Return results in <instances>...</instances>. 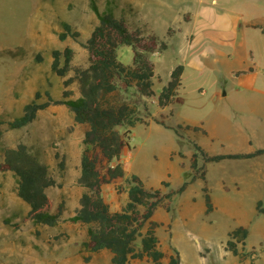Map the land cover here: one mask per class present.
I'll list each match as a JSON object with an SVG mask.
<instances>
[{
	"label": "rangeland",
	"instance_id": "1",
	"mask_svg": "<svg viewBox=\"0 0 264 264\" xmlns=\"http://www.w3.org/2000/svg\"><path fill=\"white\" fill-rule=\"evenodd\" d=\"M97 1L103 10L108 0ZM115 1H118L117 15L125 12L132 28L141 27L138 15L127 9L136 0ZM187 1L139 0L136 3L139 12L145 17L141 22H146L149 30L168 44L167 50L161 54L156 52L150 55L156 72L154 90L157 95L170 80L174 68L182 64L185 42L180 14L187 9ZM62 22L72 25L81 33L82 42H86L98 24V19L89 6V0H0V119L7 122L20 116L24 106L35 99L37 92L42 95L38 102L47 100L46 91L55 100L62 99L64 82L68 79H73L68 87L73 91L72 98L80 96L75 69L88 67L89 53L81 43L70 38L60 41ZM169 28L176 30L173 37L167 36ZM66 47L73 49L74 58L71 71L61 78L52 72V53ZM20 48L24 50L23 56L12 58L7 54L8 51L19 53ZM118 54L122 62L132 64L133 53L130 47H121ZM38 56L41 62L37 60ZM212 66L218 67L213 58L207 60V67ZM221 86H231V82L222 74H195L188 71L179 94L185 99L184 104H174L167 112H162L158 107L156 97H140L133 89L122 94L125 99L136 103L140 116L151 114L148 117L150 125L137 124L132 129L129 147L122 154L120 161L124 164L126 177L136 174L148 188H157L161 180L167 179L173 189L191 179L196 174L191 169L194 148L189 144L187 130L182 128L183 125L191 124L189 120L198 117V111L203 105L209 107L211 94ZM199 87H203L207 93L198 95ZM145 104L148 111H145ZM171 111L174 113L172 116ZM153 119L165 121L177 129L183 138L174 130L156 124ZM226 126L227 132L224 135H229L228 131H232V128L229 122ZM3 130L0 148L24 143L34 150H40L41 160L49 166L58 184L49 188L47 193L53 201L54 210L64 202L65 212L57 227L34 225L28 219L29 206L17 195L16 177L11 172L0 171V264H111L112 255L109 251H84L82 243L87 237L88 226L70 221L80 206L84 192L79 178L87 126L77 124L67 106L53 105L40 112L30 125L19 130H9L4 125ZM120 131L124 132L125 129L120 128ZM252 141L253 147L264 148L263 130H255ZM197 142L201 143L202 139L198 137ZM229 143H234V140L226 139L222 144L224 149L230 150ZM237 145L245 147L242 142ZM57 152L64 157L65 170L59 167L61 160L56 158ZM172 152H182L183 160L176 158L175 153L173 156ZM94 155L101 176L106 177L108 168L116 164V161L110 163L99 151H95ZM2 160L0 152V162ZM217 165H204L207 185L215 205L213 213H204L205 202L201 191L203 181L200 179L192 183L184 194L173 199L170 204L172 211H167L168 205L157 210L153 219L160 224L157 236L160 250L166 255L164 264H168L170 256L175 255L174 249L180 253V264H264V215L258 214L256 210L257 196L223 194L219 187V181L226 175L243 174L252 168L237 164L224 168ZM126 177L102 186L103 195L114 212L120 211L128 201ZM161 188L164 192L169 190L163 186ZM8 218L20 227L14 229L6 225L4 220ZM238 226L250 229L245 246L239 244L238 248L246 252L255 248L257 254L253 260L248 258L240 262L237 256L226 250L228 233ZM145 231L146 228L143 233ZM57 236L60 238L56 239ZM139 247L140 238L137 241ZM87 256H91L89 262H85ZM149 262L148 259L132 260L134 264Z\"/></svg>",
	"mask_w": 264,
	"mask_h": 264
},
{
	"label": "trees",
	"instance_id": "2",
	"mask_svg": "<svg viewBox=\"0 0 264 264\" xmlns=\"http://www.w3.org/2000/svg\"><path fill=\"white\" fill-rule=\"evenodd\" d=\"M89 6L95 13L98 24L86 42H82L81 33L67 22L61 23L62 32L59 34L60 41L70 38L81 43L89 53L88 67L75 69L80 96L72 98L73 91L68 89L73 79L64 82L62 99L55 100L51 93L46 91L47 100L38 102L42 95L37 92L35 99L24 106L20 116L7 122L0 119V141L4 135V125H7L9 130H19L32 124L39 113L49 107L67 106L73 113L75 122L87 126L79 178V184L84 192L79 208L70 218L73 223L88 226L82 248L88 253L109 251L112 255L111 264H134L132 260L144 259L150 261L147 264H164L166 255L160 250L157 236L160 224L153 219L157 210L168 205L167 211H172L170 204L173 199L182 195L199 176L205 182L202 188L205 214L209 215L214 211L210 191L206 185L205 168L199 166L198 159L209 163L225 159L253 158L264 155V149L251 154L211 156L197 143L191 141L189 143L195 150L191 168L196 174L177 189L170 188L169 182H163L162 186L169 189L167 192L161 188H148L136 174L126 177L124 164L120 161L122 154L129 147L132 129L137 124L150 125L148 117L151 114L146 117L140 116L136 103L125 99L122 94L133 89L140 97H156L157 105L161 109L172 104H181L184 100L179 96V89L184 66L178 65L174 68L169 82L157 95L154 90L155 67L150 61V55L162 53L167 50L168 45L157 35L150 33L146 27L132 28L125 12L117 15L118 1L108 0L103 10L97 0H89ZM123 46L132 50L131 65L119 59L118 51ZM7 54L16 58L23 56L24 50L20 48L19 53L8 51ZM52 57V72L61 78L66 77L72 69L73 49L66 47L64 50H54ZM37 60L42 61L40 56ZM145 111H148L146 104ZM153 121L166 129H173L180 138H183L177 129L170 127L165 121L158 119ZM120 128H124L125 131H120ZM93 151H99L110 163L116 161V164L108 168L106 177L101 176ZM0 152L3 156L0 171L11 172L16 177L17 195L30 208L28 219L34 225L57 227L62 221L65 205L63 202L56 211L54 210L53 201L47 190L58 184L52 177L49 166L41 160L40 150L19 143L15 147H1ZM55 156L61 160L60 169L65 170L64 157L59 152ZM124 177L128 186L126 189L128 201L120 211L114 212L103 195L102 186ZM118 192L120 193V189ZM263 204L262 201L257 202V212L260 215H264ZM4 223L14 229L20 227L9 218L5 219ZM145 228L146 231L143 233ZM248 236L249 229L244 226H239L228 233L226 250L237 256L240 262L248 258L253 260L257 254L255 248L249 252L239 250L238 245L242 244L244 247ZM139 238L140 247L137 248ZM174 253L175 255L170 256L168 264H180L178 249H174ZM90 260L91 256L85 258V262Z\"/></svg>",
	"mask_w": 264,
	"mask_h": 264
},
{
	"label": "crops",
	"instance_id": "3",
	"mask_svg": "<svg viewBox=\"0 0 264 264\" xmlns=\"http://www.w3.org/2000/svg\"><path fill=\"white\" fill-rule=\"evenodd\" d=\"M138 1L136 0L134 5H129L127 9L138 15V23L141 28L146 27L150 33L155 34L149 30L146 22H141L145 17L137 8ZM187 4V9L180 14L184 27L183 41L185 42V50L181 55V65L184 66L182 81L188 71L195 74L215 72L224 75L231 82V86H221L216 89L208 101L209 107L206 108V104L203 105L204 107L198 111V117L189 120L191 124L183 125L182 129L187 130L189 142L197 143L211 156L251 154L264 149L253 147L252 141L255 130L260 129L264 133V0H188ZM175 33V29L167 30L168 37H173ZM211 58L218 63V67H207V60ZM198 92H200L198 94L200 96L207 93L203 87H199ZM183 100L185 102V99ZM169 107L161 111L167 112ZM173 114L171 111L170 115ZM227 122L230 123L229 127L232 128V131H228L229 135H224L227 132ZM195 128L198 130L195 131ZM198 137L202 139L201 143L197 142ZM226 139L234 140V143H229L232 148L230 150L224 149L222 145ZM239 142L245 144V147H237ZM172 153L173 156L174 153L176 154V158L183 160L182 152ZM194 153L195 150L193 155ZM234 161L240 163H233ZM200 163L202 166L216 163L217 166H223L222 168L236 164L245 166L247 169L252 168L243 174L226 175L219 181V187L223 194L256 195V206L259 201L264 203V155L209 163H204L199 158L198 164L200 165ZM205 177L207 185L206 169ZM163 182H169V180H161L155 189L161 188ZM204 185L203 181L201 191ZM209 191L212 202H214L210 188ZM202 194L204 198L203 191Z\"/></svg>",
	"mask_w": 264,
	"mask_h": 264
},
{
	"label": "bare ground",
	"instance_id": "4",
	"mask_svg": "<svg viewBox=\"0 0 264 264\" xmlns=\"http://www.w3.org/2000/svg\"><path fill=\"white\" fill-rule=\"evenodd\" d=\"M240 216V215H239ZM242 219H244V218H242Z\"/></svg>",
	"mask_w": 264,
	"mask_h": 264
}]
</instances>
